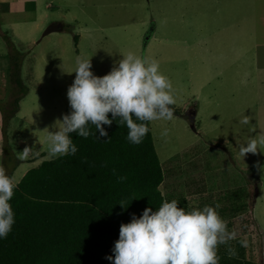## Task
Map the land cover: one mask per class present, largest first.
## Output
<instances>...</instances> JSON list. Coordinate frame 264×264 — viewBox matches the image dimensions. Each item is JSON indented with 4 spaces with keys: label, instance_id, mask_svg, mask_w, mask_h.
Listing matches in <instances>:
<instances>
[{
    "label": "rangeland",
    "instance_id": "rangeland-1",
    "mask_svg": "<svg viewBox=\"0 0 264 264\" xmlns=\"http://www.w3.org/2000/svg\"><path fill=\"white\" fill-rule=\"evenodd\" d=\"M157 4L158 0H144L142 6L56 3L36 32V43L28 45L14 36L6 19L0 20L26 53L22 75L29 88L10 122V145L17 158L26 147L33 149L16 165L11 159L8 168L15 166L13 177L19 182L29 169L56 158L48 154V133L56 130L53 126L70 104L67 91L78 56L91 59L92 71L102 77L122 54H147L172 81L174 107L181 111L172 121L151 122L165 172L164 197L186 198L188 210L220 203L217 211L237 239L218 251L232 247L238 255L264 264V172L257 168V162L264 165V153L243 158L238 149V141L264 132V69L257 70L264 66V35L229 37L223 31L225 20L215 15L208 19L213 35L201 37L192 30L201 23L184 17V9L165 0L161 12ZM57 22L65 30L45 35ZM2 37L0 45L6 47ZM238 47H245L242 55L236 53ZM244 116L249 125L239 123ZM164 129L167 137L161 136ZM241 239L247 240V247L240 245Z\"/></svg>",
    "mask_w": 264,
    "mask_h": 264
},
{
    "label": "trees",
    "instance_id": "trees-1",
    "mask_svg": "<svg viewBox=\"0 0 264 264\" xmlns=\"http://www.w3.org/2000/svg\"><path fill=\"white\" fill-rule=\"evenodd\" d=\"M0 34L9 45L12 85L9 101L0 104L6 168L11 159L15 165L20 161L10 145L9 126L29 88L22 75L26 53L1 24ZM174 110V114L181 113ZM70 112L69 104L66 114ZM118 122L104 125L108 136L97 132L99 139L73 133L78 147L75 156L44 160L25 173L11 200L16 222L7 238L0 239V264H112L106 257L114 255L121 225L131 222L133 214L139 217L146 208L156 211L162 202L174 200H167L161 190L165 172L151 122L138 145L128 141L126 125ZM89 127L96 132L94 125ZM14 170L15 166L7 173L13 176ZM117 176L126 180L118 182ZM175 200L188 210L186 198ZM122 201L126 209L119 204ZM217 254L219 264H260L238 253L232 257L228 251Z\"/></svg>",
    "mask_w": 264,
    "mask_h": 264
},
{
    "label": "clouds",
    "instance_id": "clouds-1",
    "mask_svg": "<svg viewBox=\"0 0 264 264\" xmlns=\"http://www.w3.org/2000/svg\"><path fill=\"white\" fill-rule=\"evenodd\" d=\"M122 55L118 64L102 77L92 71L91 59L76 58L75 71L71 72L76 74L75 79L67 91L71 112L58 119L53 126L56 130L48 133L50 157L75 156L78 147L73 133L85 139L97 132L100 137H107L104 125L111 126L114 120L120 126L126 125L128 141L138 145L149 132L148 123L176 118L173 83L160 71L159 62L147 54ZM239 123L249 125L250 119L244 116ZM90 125L95 126V133L90 131ZM167 135L168 129H164L161 136ZM238 144L243 158L249 153H264V132ZM32 151L26 147L18 158H27ZM257 168L264 172L260 162ZM117 179L123 182L126 177ZM17 187L18 182L0 164V239L7 238L16 222L11 200ZM119 204L127 208L123 201ZM178 205L174 199L162 202L156 211L149 207L139 217L133 214L131 222L120 227L114 255L106 259L112 264H219L218 247L237 239L236 231L228 229L217 211L221 204L191 210ZM239 243L247 247L248 242L241 239ZM228 254L232 257L237 253L229 247Z\"/></svg>",
    "mask_w": 264,
    "mask_h": 264
},
{
    "label": "crops",
    "instance_id": "crops-1",
    "mask_svg": "<svg viewBox=\"0 0 264 264\" xmlns=\"http://www.w3.org/2000/svg\"><path fill=\"white\" fill-rule=\"evenodd\" d=\"M143 2L144 0H0V7L6 8V10L0 12V20L6 19L7 25L12 28L14 36L19 37L22 42L28 45L36 43V32L40 30L41 25L49 18L52 13L51 10L56 6V3L63 6L77 3L82 5L102 3L142 6ZM164 2L165 0H158L157 6L161 12L163 11ZM172 2L174 6H178L179 10L184 9L182 11L185 12H181L184 17L188 16L191 21L201 23L197 24L196 29H192L201 37L213 35L210 33L211 29L208 25V19L211 21L215 15H219L222 21L225 20L223 22V31L229 37L242 38L252 32H262L264 35V0H166L167 4L172 5ZM57 23L61 27L57 32L64 31L65 25L61 22ZM25 29H27V32L24 31ZM2 40L6 47L0 45V104H6L10 99L12 85L10 81L9 45L3 37ZM244 49L245 47H238L236 48V53L242 55ZM240 60H244L243 57ZM263 69L264 66L258 65L257 70ZM2 128L3 115L0 110V164L5 167ZM41 153L33 160L45 155V151ZM8 165L6 169L10 171Z\"/></svg>",
    "mask_w": 264,
    "mask_h": 264
},
{
    "label": "water",
    "instance_id": "water-1",
    "mask_svg": "<svg viewBox=\"0 0 264 264\" xmlns=\"http://www.w3.org/2000/svg\"><path fill=\"white\" fill-rule=\"evenodd\" d=\"M60 24L59 23H53V24H51L49 27H48V29L46 30V32H45V35H47V34H50V33H52V32H55V31H58V30H60Z\"/></svg>",
    "mask_w": 264,
    "mask_h": 264
}]
</instances>
